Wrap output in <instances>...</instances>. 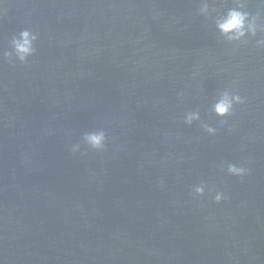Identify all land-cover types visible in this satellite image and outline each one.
I'll use <instances>...</instances> for the list:
<instances>
[{
  "label": "water",
  "instance_id": "1",
  "mask_svg": "<svg viewBox=\"0 0 264 264\" xmlns=\"http://www.w3.org/2000/svg\"><path fill=\"white\" fill-rule=\"evenodd\" d=\"M199 6L0 0V53L38 33L27 63L0 59L2 264H264V49L225 43ZM224 89L245 103L220 125L210 108ZM197 109L216 135L184 124ZM97 129L103 151L82 143Z\"/></svg>",
  "mask_w": 264,
  "mask_h": 264
},
{
  "label": "clouds",
  "instance_id": "2",
  "mask_svg": "<svg viewBox=\"0 0 264 264\" xmlns=\"http://www.w3.org/2000/svg\"><path fill=\"white\" fill-rule=\"evenodd\" d=\"M234 6L227 8L226 11L218 13L216 8L212 6L209 0H200L198 8V15L205 18H212L215 25V30L225 43L237 44L248 43L250 39L255 38V46L259 49H264V35L257 38L258 33L264 34V20H262L260 13L252 14L246 9L244 0H233ZM261 7H264V0H259ZM215 14V15H214ZM38 40V33L31 29L21 30L18 34H13L9 48L10 51H3L0 53V59L7 61L12 67L17 63L25 64L30 57L36 54V42ZM183 96L182 92L177 94L178 98ZM245 103V99L237 92L224 89L220 91L217 96L213 98L210 112L219 119L220 125L228 123L227 117H231L236 106ZM200 122V127L209 136L217 134L218 129L201 120L199 110L188 111L184 114L183 122L186 125H192L193 122ZM231 131V128H229ZM106 132L103 129L87 131L82 136V143L88 148L95 151H103L106 146ZM72 153H79L81 151V144H73L71 146ZM221 171H225L228 175L243 178L249 173V168L245 164L222 162L219 165ZM207 185L204 183L193 187V198L203 197ZM209 193L214 191L213 201L220 204L222 201L228 199L225 192L209 188ZM2 264V261H0Z\"/></svg>",
  "mask_w": 264,
  "mask_h": 264
}]
</instances>
